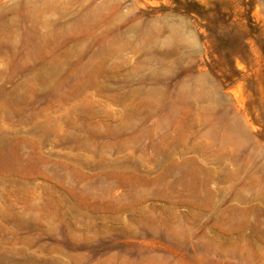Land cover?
I'll list each match as a JSON object with an SVG mask.
<instances>
[{"label": "rangeland", "instance_id": "obj_1", "mask_svg": "<svg viewBox=\"0 0 264 264\" xmlns=\"http://www.w3.org/2000/svg\"><path fill=\"white\" fill-rule=\"evenodd\" d=\"M0 264H264V0H0Z\"/></svg>", "mask_w": 264, "mask_h": 264}]
</instances>
